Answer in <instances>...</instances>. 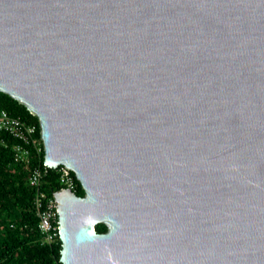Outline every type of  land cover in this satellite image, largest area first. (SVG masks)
Masks as SVG:
<instances>
[{
    "label": "water",
    "instance_id": "95a60500",
    "mask_svg": "<svg viewBox=\"0 0 264 264\" xmlns=\"http://www.w3.org/2000/svg\"><path fill=\"white\" fill-rule=\"evenodd\" d=\"M0 91L84 188L63 264H264V0H0Z\"/></svg>",
    "mask_w": 264,
    "mask_h": 264
},
{
    "label": "trees",
    "instance_id": "16d2710c",
    "mask_svg": "<svg viewBox=\"0 0 264 264\" xmlns=\"http://www.w3.org/2000/svg\"><path fill=\"white\" fill-rule=\"evenodd\" d=\"M0 109L26 123L35 125V139L42 147L39 152L31 145L30 164L15 159L14 146L19 142L9 133L0 130V264H63L61 262L62 241L58 238L49 243L43 240L39 229V217L34 207L37 189L29 183L30 169L43 166L45 150L39 117L10 94L0 91ZM76 193L85 195L77 178ZM63 187L57 168L49 169L44 177L42 189L49 195ZM98 232H106L105 223L96 226Z\"/></svg>",
    "mask_w": 264,
    "mask_h": 264
},
{
    "label": "built area",
    "instance_id": "2783aa9c",
    "mask_svg": "<svg viewBox=\"0 0 264 264\" xmlns=\"http://www.w3.org/2000/svg\"><path fill=\"white\" fill-rule=\"evenodd\" d=\"M0 130L9 133L19 141L14 146L15 159L19 163L30 164L31 145L35 144L38 151H42V147L38 145L35 139L36 126L12 116L4 109H0ZM51 168L44 162L43 166L32 167L29 174L30 185L37 189L34 197V207L39 217V229L43 235V240L49 243L55 242L60 238L59 203L55 197V193L49 195L42 189L44 177ZM56 168L60 172V181L63 185L61 189L69 188L76 192L77 183L73 175V170L66 165H60Z\"/></svg>",
    "mask_w": 264,
    "mask_h": 264
}]
</instances>
